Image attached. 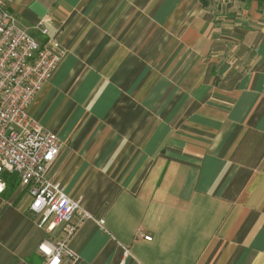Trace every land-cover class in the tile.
Segmentation results:
<instances>
[{
    "label": "crops",
    "instance_id": "obj_1",
    "mask_svg": "<svg viewBox=\"0 0 264 264\" xmlns=\"http://www.w3.org/2000/svg\"><path fill=\"white\" fill-rule=\"evenodd\" d=\"M7 9L63 50L27 112L61 144L47 176L91 215L71 264H264V3ZM30 201L20 183L0 195V264H43L39 242L63 236Z\"/></svg>",
    "mask_w": 264,
    "mask_h": 264
},
{
    "label": "built area",
    "instance_id": "obj_2",
    "mask_svg": "<svg viewBox=\"0 0 264 264\" xmlns=\"http://www.w3.org/2000/svg\"><path fill=\"white\" fill-rule=\"evenodd\" d=\"M9 1L0 0V195L6 188L3 172L15 173L31 198L29 209L39 222L47 221L50 227L63 223L60 239H43L37 246L44 256L43 264H71L76 255L68 241L80 222L91 215L78 199L62 190L60 183L47 176L61 144L54 132L27 112L58 66L63 50L57 39L48 36L43 21L34 26L42 40L20 26L7 9Z\"/></svg>",
    "mask_w": 264,
    "mask_h": 264
},
{
    "label": "trees",
    "instance_id": "obj_3",
    "mask_svg": "<svg viewBox=\"0 0 264 264\" xmlns=\"http://www.w3.org/2000/svg\"><path fill=\"white\" fill-rule=\"evenodd\" d=\"M258 1L264 3V0H258ZM3 179L6 182V187L11 190H13L19 183L17 175L13 172L4 171Z\"/></svg>",
    "mask_w": 264,
    "mask_h": 264
}]
</instances>
